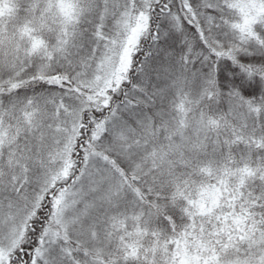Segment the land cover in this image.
Segmentation results:
<instances>
[{"label":"snow or ice","instance_id":"obj_1","mask_svg":"<svg viewBox=\"0 0 264 264\" xmlns=\"http://www.w3.org/2000/svg\"><path fill=\"white\" fill-rule=\"evenodd\" d=\"M0 264H264V0H0Z\"/></svg>","mask_w":264,"mask_h":264}]
</instances>
